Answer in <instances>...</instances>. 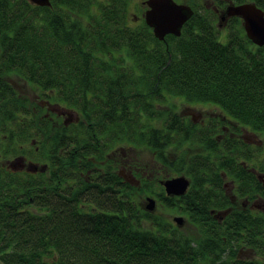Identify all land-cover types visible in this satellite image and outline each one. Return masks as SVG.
Wrapping results in <instances>:
<instances>
[{
	"label": "trees",
	"instance_id": "1",
	"mask_svg": "<svg viewBox=\"0 0 264 264\" xmlns=\"http://www.w3.org/2000/svg\"><path fill=\"white\" fill-rule=\"evenodd\" d=\"M188 3L181 35L160 40L133 0H0V264H264V211L219 214L232 204L227 180L240 195H264V160L243 140L264 133V45L238 16L222 38L213 0ZM12 72L40 99L30 102ZM172 96L213 102L227 117L187 122L166 107ZM229 126L242 138H221ZM160 170L185 172L189 190L166 194L150 175ZM143 191L186 212L200 241L146 210Z\"/></svg>",
	"mask_w": 264,
	"mask_h": 264
},
{
	"label": "rangeland",
	"instance_id": "2",
	"mask_svg": "<svg viewBox=\"0 0 264 264\" xmlns=\"http://www.w3.org/2000/svg\"><path fill=\"white\" fill-rule=\"evenodd\" d=\"M141 1H143V5L141 4ZM176 1L183 2V3H188V0H176ZM200 1L202 3H206L207 0H195V3H198ZM209 1H211V0H209ZM250 1L251 0H247V2H250ZM243 2H246V0L243 1ZM253 2H254V0H253ZM32 3H34V2H32ZM133 3H134L136 11H140L141 13H145V10L148 8V5L145 3V0H133ZM197 5H198L197 6L198 8L202 9L199 4H197ZM225 8H227V7H225ZM135 9L133 11H135ZM194 12H195V10H194ZM144 19H145V17H144ZM220 28H221V30H223L222 38H224L226 36V34H227L226 32H228V30H229L228 26L226 27V25L223 23L220 26ZM153 32H154V29H153ZM170 34H172V33H170ZM154 35H155V33H154ZM167 35H169V34H167ZM160 40H164V39H160ZM8 77L15 84V86L20 90V92H22L25 96H28L30 102H34L35 99L36 100L40 99V97L38 95V88L35 86V84H33L30 81L24 79L23 77L19 76L15 72L10 73L8 75ZM170 101L171 102L168 103L166 105V107L167 108L170 107L171 109H174L179 115L183 114V113H186L187 116L185 117V119H186L187 122L194 121V122H199V124H201V125H204V122L208 121L207 118L210 115H216V116H219V117H221L223 119L227 117V116H225V114H223V111L219 112L220 111L219 107L213 102H204V101L190 102V101H187L185 98H182V97H179V96H172ZM223 129L224 130H223V134H222L221 138H223V136H225L226 134H230L233 137H236V135H233L232 133H230L231 132V127L230 126L228 128H223ZM235 131L242 132L239 129L235 130ZM181 138L182 137H180V139ZM249 138L252 141V142H249V143L254 145L253 149H259V151H260V155H258L257 158H259V160H261V159L264 160V133H251V134H249ZM261 139H262L261 142H257V140L260 141ZM186 145H184L185 148H186ZM189 145L191 146V148L192 147L193 148L192 149L189 148L188 151L191 149L190 153L193 154V152L196 151V148H198L197 145H196V142L195 141H193V142L189 141ZM126 153H127L128 157H139L140 156V157H143L148 162L153 160V156H152V154L150 152L144 153V151H142V150L131 149V150H127ZM131 166H132V164H131ZM131 166L127 167V166L123 165V168L125 167L124 168V172H123L124 176L128 175L129 178L127 180H129L130 182L140 183L138 178H136L134 175H131V173L135 174L133 172H136L135 168L131 167ZM118 169H119V171L121 170L120 167ZM184 173L185 172H183L182 174H184ZM150 175L153 176L152 178H153L154 181H157L158 183H160V185L163 186L162 188L165 191V193L167 194L165 186L163 184H161V180L166 179V178H170V177H174L175 175H171V176L166 175V176H164L162 174L161 170H160V172H156L155 171V174H150ZM176 176H178V175H176ZM142 193L143 194H141V200L145 203L144 208L146 210H149L151 212L160 213L164 217L168 218L169 220L171 219L176 224V226L181 227V229L192 238L194 243L197 244L200 241V238H201V235H202L200 233V227H199V225L197 223H195L192 220L188 219V217L186 215V212H183V211L180 212L179 210H173L171 212V211H169V209H167L162 204L161 200H159L156 197H154L155 196L154 194H151L148 191H143ZM182 194H184V193H182ZM149 197L154 198V200H155V204H154L155 208L152 209V210L147 207V204L151 201V199H149ZM261 210L262 209H261L260 206H256V209L254 210V213L261 212ZM178 216H182V217L184 216L183 217V223H181L182 225L179 224L180 222L175 219ZM250 253L251 252H249V253L246 252L245 253L246 256L244 258L248 257L250 255Z\"/></svg>",
	"mask_w": 264,
	"mask_h": 264
},
{
	"label": "water",
	"instance_id": "3",
	"mask_svg": "<svg viewBox=\"0 0 264 264\" xmlns=\"http://www.w3.org/2000/svg\"><path fill=\"white\" fill-rule=\"evenodd\" d=\"M30 1L38 5L49 6L51 4V0ZM145 3L148 5L144 13L145 20L154 29V33L159 39H164L170 33L181 35L185 23L194 14V9L190 4L176 0H145ZM237 15L244 20L247 36L254 43L264 45V9L254 2L231 3L227 6L222 19ZM125 177L129 178L128 175ZM161 183L164 184L167 194L177 195L186 192L189 179L185 175H179L163 179ZM149 199L151 201L147 207L152 210L155 208V200L151 197ZM175 219L180 222L179 224L183 223L182 216Z\"/></svg>",
	"mask_w": 264,
	"mask_h": 264
},
{
	"label": "flooded vegetation",
	"instance_id": "4",
	"mask_svg": "<svg viewBox=\"0 0 264 264\" xmlns=\"http://www.w3.org/2000/svg\"><path fill=\"white\" fill-rule=\"evenodd\" d=\"M215 2L216 0H213V7L215 8L216 11H219L220 10V15H219V26H221L223 23L226 25L228 20L232 17H225V19H222L224 13H225V9H219L216 7L215 5ZM250 2H253V1H250ZM243 3V2H241ZM230 4V3H228ZM227 4V6H228ZM235 4H240V3H235ZM258 5V4H257ZM259 6V5H258ZM261 7V6H260ZM263 8V7H262ZM264 9V8H263ZM238 16V15H237ZM240 17V16H238ZM242 19V18H241ZM244 20L242 19V23H243V26H244ZM224 128H228V127H224ZM242 131V129H241ZM245 131V129H244ZM243 133H241L240 135H242ZM245 134V135H244ZM243 134V140L247 141V142H252L249 138V134L247 132H245ZM238 136V135H236ZM239 137V136H238ZM241 137V136H240ZM242 138V137H241ZM262 139L260 141L257 140V142H261ZM258 173V172H257ZM185 175V174H183ZM186 176V175H185ZM187 177V176H186ZM188 178V177H187ZM189 179V184H188V188L187 190H189L190 186H191V179ZM258 179L260 180L262 186H264V171H261L258 173ZM225 186H226V192L228 193L229 197H230V200H231V203L230 204L231 206H229L228 208L224 209V210H219V214L221 212L224 213V215L228 212V211H232L233 208L237 207V208H240V209H247V208H250L251 211L253 212L255 209H256V206H260L261 207V211H264V195L263 194H260V193H256V194H252V195H240L236 190H235V186H234V183H232V181L230 180H227L226 183H225ZM186 190V192H187ZM185 192V193H186ZM184 193V194H185ZM177 195H183V194H177ZM212 213L215 214V216H218L217 215V212L216 210H212ZM184 217V216H183ZM246 252H251L250 255L248 257H255V253L253 252L252 253V250H249L245 247H242V249L240 250V254L242 255V257H245V253Z\"/></svg>",
	"mask_w": 264,
	"mask_h": 264
}]
</instances>
